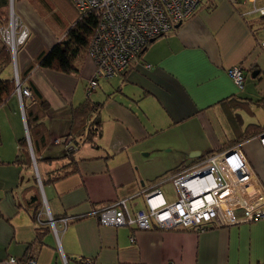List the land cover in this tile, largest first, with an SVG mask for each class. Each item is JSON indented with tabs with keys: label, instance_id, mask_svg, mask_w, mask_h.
I'll return each instance as SVG.
<instances>
[{
	"label": "crops",
	"instance_id": "crops-1",
	"mask_svg": "<svg viewBox=\"0 0 264 264\" xmlns=\"http://www.w3.org/2000/svg\"><path fill=\"white\" fill-rule=\"evenodd\" d=\"M16 1L30 29L17 58L23 72L65 36L49 32L35 11L30 15L27 0ZM0 9L6 12L8 0H0ZM247 10L248 4L231 0L202 3L193 17L153 40L127 73L100 80L92 99L102 104V133L73 159L64 157L65 141L56 140L70 130L71 108L87 97L94 62L85 54L76 73L39 66L31 71L51 106L45 122L53 138L43 153L53 159L36 162L34 170L41 178L68 168L71 161L76 170L39 185L46 211L34 220L27 208L32 172L13 162L18 140L26 136L23 103L15 94L0 107V264H264V218L197 232L101 226L92 214L125 198L131 211L143 209L146 191L208 154L237 146L264 189V148L258 136L238 142L232 131L228 141L221 139L229 123L224 102L242 97L245 90L231 78L230 68L242 66L246 77L257 70L255 79L264 72L261 30L257 20L244 16ZM74 18L73 13L70 23ZM13 73L12 66L5 77Z\"/></svg>",
	"mask_w": 264,
	"mask_h": 264
},
{
	"label": "built area",
	"instance_id": "built-area-1",
	"mask_svg": "<svg viewBox=\"0 0 264 264\" xmlns=\"http://www.w3.org/2000/svg\"><path fill=\"white\" fill-rule=\"evenodd\" d=\"M231 1L252 5L244 13L248 20L264 19V0ZM71 2L80 12L95 11L99 17L88 49V56L95 65L87 86V94H91L99 79L127 73L151 40L168 35L177 24L191 18L203 0ZM261 34L260 44L264 50V24ZM29 37L30 29L16 12L14 0H8V21L7 25L0 27V38L11 53L15 71L19 50ZM229 75L239 88L244 87L246 78L241 66L230 68ZM22 85L17 82L21 102L23 95L31 96ZM258 138L264 148V132ZM56 141L61 142V139ZM255 180L256 174L240 146H237L226 152L208 154L146 191L143 194L146 207L143 209L131 211L130 198H125L111 202L92 214L101 226H134L142 230L155 226L204 232L211 227L234 226L264 218V189ZM47 214L54 226L53 218ZM63 221L66 222V219ZM10 262L16 263V260L11 258ZM87 262L91 264L90 260ZM29 264L37 262L30 260Z\"/></svg>",
	"mask_w": 264,
	"mask_h": 264
},
{
	"label": "trees",
	"instance_id": "trees-1",
	"mask_svg": "<svg viewBox=\"0 0 264 264\" xmlns=\"http://www.w3.org/2000/svg\"><path fill=\"white\" fill-rule=\"evenodd\" d=\"M68 2L73 8V13L76 18H74L72 23H70L71 25L67 31L65 39L57 42L51 49L41 52V54H39L30 63L26 70L19 72L22 77V84L31 92V97L23 96L26 132L28 131L29 136L26 134V136L18 140V154L13 162L17 166L32 172L31 190H33V193L29 195L27 200V208L34 220L39 219V216L41 217V214L46 211L43 196L40 193V186H42V184L46 185L55 183L63 177L73 173L76 170V167L71 161L68 168L62 167L53 170L48 172L45 176L41 175V178L34 170V163H38L41 160L53 159L43 157L44 151L49 147L51 142H53V138L45 122L46 118L50 116L51 106L48 100L34 84L30 77V73L36 66L65 74L78 72L80 68L78 67L77 62L81 57H83V55H88V49L99 24V17L95 11L80 12L71 0H68ZM7 10L5 12L0 9V27L7 25ZM257 21V28L258 30H261L264 24V19H259ZM259 21L262 22L260 23L262 24L261 26L259 25ZM153 40H151L149 44ZM259 46L261 47L260 42ZM145 49L140 55L143 54ZM132 64L130 65V68L132 67ZM11 65V53L0 38V107L6 104L13 95H18L15 79L13 77L2 76L4 71ZM241 68L243 70L242 66ZM253 71L256 70L253 69ZM100 80L102 79L98 80V86ZM98 86L91 94H87L86 99L81 104L71 108L70 130L64 138H59L63 139V141H65V145L68 147L67 154H64L65 158L73 159L75 152L87 143L94 145L95 138L100 136L102 133L101 122L98 116L102 104L95 102L92 99V94ZM252 102L253 101L251 99L245 97H239L237 99L231 98L229 100H225L224 102L225 111H228L229 123L233 127L234 132L239 136L238 142L248 138L257 137L264 132V126L260 125L251 124L246 130L242 127V118L241 115L237 113V110H240L241 108H248ZM256 103L264 106V96L257 99Z\"/></svg>",
	"mask_w": 264,
	"mask_h": 264
},
{
	"label": "rangeland",
	"instance_id": "rangeland-1",
	"mask_svg": "<svg viewBox=\"0 0 264 264\" xmlns=\"http://www.w3.org/2000/svg\"><path fill=\"white\" fill-rule=\"evenodd\" d=\"M203 3L205 6H207L209 0H204ZM26 4L29 5V9H30L29 14L33 15V12L35 11V13L40 17V20L44 23V25L46 26L49 32L55 35L62 33V35L66 37L67 35L66 29H69L68 28L70 27L69 23L73 16L72 6L68 2V0H27ZM14 5L17 12L18 2L16 0L14 1ZM248 7L252 8V5L248 4ZM260 23L262 22L259 21V25L261 26L262 24ZM12 66L14 71L13 78L15 79L16 87H17V82H19L22 85V77L19 74L18 67H16V71L18 73L15 71V66L13 65V62H12ZM12 66L8 67L4 71L2 75L3 77L12 74ZM257 72L258 71L256 70L251 75H248L247 77L245 76V78L247 79L244 84L245 87L244 93H242V97L249 98L253 102L251 103V105L248 106V108H243V109L241 108L240 110H237V113L241 115L242 118L241 123L244 130H246L251 124L264 126V106L262 104L256 103V100L260 98L262 92L264 91V72L261 78L255 79L254 76L256 75ZM22 86L26 87L24 85ZM27 97H31V96H27ZM21 103H23V97ZM227 115H228V111H227ZM225 125L226 128L225 127L223 128V131H225V136L224 137L221 136V139H225L226 141H228L230 138L233 137L232 131H234V129L227 122L225 123ZM161 159H166V158H161ZM191 165L192 164L187 165V167Z\"/></svg>",
	"mask_w": 264,
	"mask_h": 264
},
{
	"label": "water",
	"instance_id": "water-1",
	"mask_svg": "<svg viewBox=\"0 0 264 264\" xmlns=\"http://www.w3.org/2000/svg\"><path fill=\"white\" fill-rule=\"evenodd\" d=\"M181 24H182V23L180 22L179 24L176 25V27H179ZM257 74H259V71L256 73V75H257ZM256 75H255V76H256ZM255 76H254V77H255ZM26 134H27V136H29L28 131L26 132ZM196 155H198V154H196ZM34 164H36V163H34Z\"/></svg>",
	"mask_w": 264,
	"mask_h": 264
}]
</instances>
